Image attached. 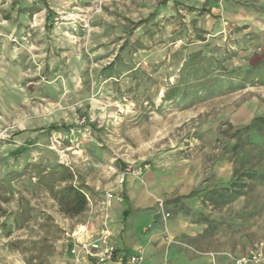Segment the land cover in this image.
I'll use <instances>...</instances> for the list:
<instances>
[{
    "label": "rangeland",
    "instance_id": "374dc122",
    "mask_svg": "<svg viewBox=\"0 0 264 264\" xmlns=\"http://www.w3.org/2000/svg\"><path fill=\"white\" fill-rule=\"evenodd\" d=\"M263 6L264 0H0V264H77L69 251L73 233H84L93 214L64 215L39 183L36 167L57 163L97 202L126 172V188L159 198L146 216L181 218L201 230L192 245L215 250L225 262L264 241V207L230 226L213 219L217 212L204 208L202 197L185 198L230 179L233 163L219 159L228 138L221 133L264 115V85L228 80L205 95L191 98V89L188 97L164 99L192 52L219 51L223 60L237 51L225 67L263 59ZM117 55L120 73L104 76ZM22 145L27 150L17 154ZM257 191L264 202V186ZM7 219L9 234L1 228Z\"/></svg>",
    "mask_w": 264,
    "mask_h": 264
},
{
    "label": "trees",
    "instance_id": "16d2710c",
    "mask_svg": "<svg viewBox=\"0 0 264 264\" xmlns=\"http://www.w3.org/2000/svg\"><path fill=\"white\" fill-rule=\"evenodd\" d=\"M162 1L166 3L168 0ZM250 40L253 43V39ZM236 52L234 50L232 55L225 58L226 53H223V57L221 56L223 60L216 58L219 51H212L209 55L202 50L190 53L180 69L177 81L165 91L164 99H170L178 94L181 97H188L192 94L191 89L194 91L191 98L199 96L198 92H203L205 95L207 89L210 88L211 92L214 86L228 80L236 83L237 87H243L251 82L264 85V58L247 67L223 66V62L230 61ZM120 58V55H117L115 61L102 69L104 76L111 77L120 73L119 63H117ZM219 67L223 68V73H219ZM221 134L228 138L223 144V153L219 155V159L233 163L230 179L225 183H214L212 187L204 186L192 191L185 198L196 200L202 197L203 207L211 206L217 212L216 218L213 219L218 223L226 222L230 226L236 223L243 225L257 216L264 207V202L258 199L259 192L256 193L258 186H264V115H257L250 123L239 127L230 125L229 131H222ZM26 150L27 147L22 145L18 147L16 153ZM36 169L39 183L48 188L64 215L75 217L87 211L91 201L86 192L87 187L72 183L74 174L69 167L57 163L45 168L36 167ZM229 205L230 207L226 208ZM203 218L209 219L208 215ZM16 219L17 217H14V220ZM1 228L9 234L10 219L4 221Z\"/></svg>",
    "mask_w": 264,
    "mask_h": 264
},
{
    "label": "crops",
    "instance_id": "0c3cea01",
    "mask_svg": "<svg viewBox=\"0 0 264 264\" xmlns=\"http://www.w3.org/2000/svg\"><path fill=\"white\" fill-rule=\"evenodd\" d=\"M126 182L124 181L122 185L116 184L115 188L107 190H114V194L117 188L122 191V194H115L110 201L109 240L116 247V253L108 264H232L231 259L225 262V257L213 254L215 250L207 251L199 249V245L198 247L192 245V241L201 230L188 228L181 218L171 216L165 223L161 213L154 212L151 218L146 216L148 213L146 210L152 204L158 206V196L143 191V187L139 191H136L138 187L126 188ZM103 200L97 202L94 198L90 201L86 212L89 210L93 214L91 218L93 221L84 226L85 232L78 236L80 240H87L99 231ZM136 214H140V217ZM248 249L249 247L235 255H242ZM138 254L143 255V260L131 263L130 257ZM81 264L92 263L84 261Z\"/></svg>",
    "mask_w": 264,
    "mask_h": 264
},
{
    "label": "built area",
    "instance_id": "2783aa9c",
    "mask_svg": "<svg viewBox=\"0 0 264 264\" xmlns=\"http://www.w3.org/2000/svg\"><path fill=\"white\" fill-rule=\"evenodd\" d=\"M126 175V172L119 175L118 185L124 183ZM114 195V190L105 193V199L102 201L100 209L101 226L95 235L93 234L89 239L83 241L77 236L78 232L73 233V242L69 247V251L77 264L84 261H90L92 264H108L114 259L116 247L109 240L111 234L109 227L110 201L114 198ZM228 255L232 260V264H260L264 262V241L254 242L247 252L242 255ZM129 260L131 263L140 262L143 260V255H133Z\"/></svg>",
    "mask_w": 264,
    "mask_h": 264
}]
</instances>
